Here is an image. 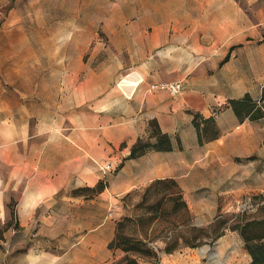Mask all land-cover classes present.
<instances>
[{
    "label": "crops",
    "instance_id": "0c3cea01",
    "mask_svg": "<svg viewBox=\"0 0 264 264\" xmlns=\"http://www.w3.org/2000/svg\"><path fill=\"white\" fill-rule=\"evenodd\" d=\"M151 1L133 20L152 24L136 32L135 47L123 43L112 78L63 79L56 102L28 88L1 90L0 264H23L19 256L33 263L30 232L37 217L58 214L73 190L100 182L105 189L84 195L87 203L120 209V196L172 179L193 215L202 216L207 206L217 213L219 196L228 193L217 184L219 150H234L257 123L250 119L257 106L249 115L241 108L257 104L263 93L264 0ZM121 71L136 79L127 91L114 79ZM159 82H181L183 90L175 97L149 92ZM24 102H36L25 117ZM197 124L200 131L211 125L212 137L201 143ZM162 135L170 150L146 147Z\"/></svg>",
    "mask_w": 264,
    "mask_h": 264
},
{
    "label": "rangeland",
    "instance_id": "374dc122",
    "mask_svg": "<svg viewBox=\"0 0 264 264\" xmlns=\"http://www.w3.org/2000/svg\"><path fill=\"white\" fill-rule=\"evenodd\" d=\"M146 3L153 2L12 0L1 5L0 93L9 88H28L35 97L50 95V101L56 102L58 90L63 88L59 81L63 79L76 77L83 82L93 78L105 82L112 78V69L121 62L123 43L134 46L138 40L136 32L152 24L133 20L138 18L137 9ZM129 76V71L119 72L114 77L117 86L121 87L120 83ZM21 104L27 107L23 110L25 117L29 114L25 112L30 111L27 109L36 102ZM256 106L254 116L259 118L252 134L240 137L234 150L225 147L219 150L221 173L216 177L217 184L220 191L228 193L219 196L217 213L209 214L207 206L200 217L191 212L188 219L167 213L164 217L158 215L153 226L132 227L131 235L146 242L157 254V258H138V264H251L245 236L264 238V98ZM54 115L55 111L51 110L47 116ZM212 135L213 132L209 138ZM254 143L255 148L248 147ZM209 158L208 155L203 160ZM205 178L207 184L213 185L208 173ZM150 185L120 196V209L105 206L106 202L101 200L97 204L87 203L88 193L83 192L84 196L74 194L73 190L72 198L64 200L58 214H42L35 220L37 223L30 232L35 251L33 263L22 256L19 261L23 264H117L125 254L108 247L115 237L116 226L135 213ZM166 193L170 192L150 193L147 204ZM63 196L64 192L59 195ZM172 207L173 204L167 206L169 211ZM203 218L212 220L211 224L199 220ZM3 234L0 230L1 240ZM188 242L198 246L183 247L172 253L166 251L168 245L176 243L182 247ZM42 252L45 255L36 258Z\"/></svg>",
    "mask_w": 264,
    "mask_h": 264
},
{
    "label": "trees",
    "instance_id": "16d2710c",
    "mask_svg": "<svg viewBox=\"0 0 264 264\" xmlns=\"http://www.w3.org/2000/svg\"><path fill=\"white\" fill-rule=\"evenodd\" d=\"M264 98V88L263 96ZM236 104V103H235ZM255 109V105H246L241 110L243 113L249 115ZM255 112L250 116L251 120H255L259 117H255ZM240 115V111L238 112ZM263 114H260L262 117ZM199 129L200 142L209 139V128L204 127L200 131V126L197 124ZM216 136V135H214ZM146 147H153L157 150H170L169 138L167 136H161L156 145L147 144ZM140 149V148H138ZM138 149H134L131 153V158H134L138 154ZM105 189L103 182H100L94 189H82L75 191V193L80 195H86L88 193L91 196L95 194H100ZM163 191L166 193L161 198L156 199L154 203L147 204L150 193L159 194ZM84 192V193H83ZM173 204L171 211L168 210L167 206ZM167 213L173 214V216H187V219L190 216L189 208L183 198L181 189L179 188L177 182L172 179L166 180H156L145 190L144 194L141 197L140 203L135 208V213L130 217H126L120 220L116 226V233L114 239L109 244V249L111 250H121L125 256L117 264H138V258L141 259H150L157 258V254L153 248H150L148 244L142 240L134 238L130 231L132 227H141L146 228L148 226H153L158 220V215L164 217ZM195 229V228H193ZM246 248L251 256V264H264V238H248L245 236ZM195 242V241H194ZM198 244L193 242H188L186 245L179 247L178 244L174 243L173 245H168L166 251L172 253L175 250L181 249L183 247L195 248ZM136 256V257H134Z\"/></svg>",
    "mask_w": 264,
    "mask_h": 264
},
{
    "label": "built area",
    "instance_id": "2783aa9c",
    "mask_svg": "<svg viewBox=\"0 0 264 264\" xmlns=\"http://www.w3.org/2000/svg\"><path fill=\"white\" fill-rule=\"evenodd\" d=\"M149 92L165 91L169 95L178 96L182 90L183 85L181 82H168V83H152L148 87Z\"/></svg>",
    "mask_w": 264,
    "mask_h": 264
},
{
    "label": "bare ground",
    "instance_id": "6f19581e",
    "mask_svg": "<svg viewBox=\"0 0 264 264\" xmlns=\"http://www.w3.org/2000/svg\"><path fill=\"white\" fill-rule=\"evenodd\" d=\"M136 79L134 78V75L126 77L121 83L120 86L127 91L128 88H130V86H132L136 81ZM135 85V84H134Z\"/></svg>",
    "mask_w": 264,
    "mask_h": 264
}]
</instances>
